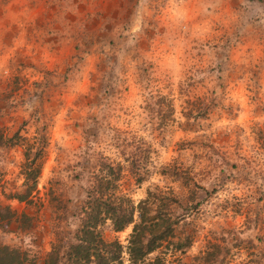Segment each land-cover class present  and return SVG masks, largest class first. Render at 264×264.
Returning <instances> with one entry per match:
<instances>
[{
	"label": "rangeland",
	"instance_id": "obj_1",
	"mask_svg": "<svg viewBox=\"0 0 264 264\" xmlns=\"http://www.w3.org/2000/svg\"><path fill=\"white\" fill-rule=\"evenodd\" d=\"M0 135V243L29 264L50 248L54 196L73 232L95 173L134 202L173 196L194 238L166 240L165 264H264V2L0 0ZM100 228L125 244L132 223Z\"/></svg>",
	"mask_w": 264,
	"mask_h": 264
},
{
	"label": "trees",
	"instance_id": "obj_2",
	"mask_svg": "<svg viewBox=\"0 0 264 264\" xmlns=\"http://www.w3.org/2000/svg\"><path fill=\"white\" fill-rule=\"evenodd\" d=\"M47 145L48 138L45 133H41L31 146L34 147L31 156H27L24 161V191L15 192L16 198H26L36 187L40 172L37 160L44 156ZM174 168L175 173H181V169L176 166ZM81 174L83 171L75 172L77 178ZM118 177L114 176L110 180L103 175L92 174L78 210L77 227L67 234L62 232L61 220H66L63 212L69 198H59L57 195H65L61 191L54 196L58 204H52L55 206L51 214L54 237L45 254L44 264H165V252L161 246L166 240V243H172L176 252H184L186 246L191 244L193 234L181 237L176 229L181 216L172 213L173 196L157 189H148L146 197L134 202L130 196L116 192ZM51 181L52 184L60 183L58 179ZM109 184L112 189L106 191ZM107 220L116 231L132 223L125 244L117 238L103 235L100 226ZM124 252L127 253L125 263ZM30 261L27 250L0 243V264H29Z\"/></svg>",
	"mask_w": 264,
	"mask_h": 264
}]
</instances>
